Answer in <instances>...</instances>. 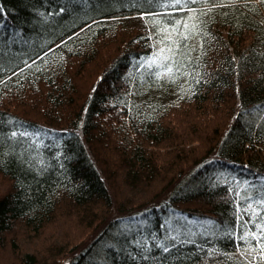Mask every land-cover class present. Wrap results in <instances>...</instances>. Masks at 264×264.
Listing matches in <instances>:
<instances>
[{"label":"trees","instance_id":"trees-1","mask_svg":"<svg viewBox=\"0 0 264 264\" xmlns=\"http://www.w3.org/2000/svg\"><path fill=\"white\" fill-rule=\"evenodd\" d=\"M190 7L0 0V264H264V0Z\"/></svg>","mask_w":264,"mask_h":264},{"label":"snow or ice","instance_id":"snow-or-ice-1","mask_svg":"<svg viewBox=\"0 0 264 264\" xmlns=\"http://www.w3.org/2000/svg\"><path fill=\"white\" fill-rule=\"evenodd\" d=\"M166 2H168L169 6H177L178 10L180 11H184L185 9H188L189 11H192L190 5L199 3V2H204V3H208L209 0H166ZM224 0H212V3H223ZM201 14H206L205 12H203V10H201ZM185 28H188L187 24H184ZM195 25L192 26L193 30H195ZM183 39L185 41L188 40V36H183ZM163 49H161V53H163ZM171 55L169 56H163L162 63H157L156 59L150 60L148 61V67H153L155 66L157 69L159 68H164L165 71L164 72H160L159 70H157L154 75L157 78H163V77H168L169 79H174L175 76L177 74H179L181 72L182 69V63L179 59H177L178 56H183L185 55V53H183L180 49L179 46L177 45L175 49H169L168 50ZM158 56H160V53L157 54ZM185 75H187V73H185ZM13 135H15V133H13Z\"/></svg>","mask_w":264,"mask_h":264}]
</instances>
